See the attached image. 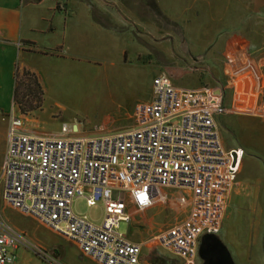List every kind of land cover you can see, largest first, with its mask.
Returning <instances> with one entry per match:
<instances>
[{
  "label": "built area",
  "instance_id": "obj_1",
  "mask_svg": "<svg viewBox=\"0 0 264 264\" xmlns=\"http://www.w3.org/2000/svg\"><path fill=\"white\" fill-rule=\"evenodd\" d=\"M222 97L223 91L215 95L208 87H175L161 74L153 80L151 100L138 105L134 125L121 131L80 135L63 126L58 135H39L13 114L0 195L98 264H145L142 255L149 243H135L120 232L121 223L133 222L129 205L144 212L163 198L165 189L180 191L178 202L182 207L189 202L190 216L153 241L193 264L202 236L220 226L245 156L244 150H227L222 144L216 117L224 110ZM78 199L91 208L104 206L101 223L75 213ZM20 247L49 264H64L0 221V264H21Z\"/></svg>",
  "mask_w": 264,
  "mask_h": 264
},
{
  "label": "crops",
  "instance_id": "obj_2",
  "mask_svg": "<svg viewBox=\"0 0 264 264\" xmlns=\"http://www.w3.org/2000/svg\"><path fill=\"white\" fill-rule=\"evenodd\" d=\"M145 13L150 20L145 19ZM159 17L168 21L169 48L174 49V56L179 54L178 48L184 47L186 51L181 55L185 59L194 65L206 66L202 70L196 68L201 76L208 72L209 66L217 67L218 76L225 83L205 87L215 95L220 90L225 92L223 113L239 117L244 126L264 127V0H0V180L10 117L20 116L14 102L17 70L37 74L45 90L52 93L49 73L57 65L89 58L106 59L102 51L107 49L118 62L129 63L131 56L139 62L144 56L137 46L143 41L141 34L149 30L153 34L151 40L159 37ZM176 27L181 29L182 36L176 34ZM154 52L146 56L151 62ZM229 91L232 94L230 110L226 109ZM218 114L222 144L227 150H236L228 149ZM26 120V130L34 133L28 126L31 120ZM3 201L0 195V202ZM185 204L186 211L176 223L191 214L189 202ZM128 210L133 214V222L138 218L135 224L140 225L147 210L137 212L130 205ZM28 239L42 248L47 245L64 264H79L61 247ZM31 252L20 247L16 252L19 263L49 264L36 255V258L27 257L29 253L34 254ZM142 260L149 264L143 255ZM193 264H264L263 160L244 156L238 179L225 199L220 226L216 233L202 236Z\"/></svg>",
  "mask_w": 264,
  "mask_h": 264
},
{
  "label": "rangeland",
  "instance_id": "obj_3",
  "mask_svg": "<svg viewBox=\"0 0 264 264\" xmlns=\"http://www.w3.org/2000/svg\"><path fill=\"white\" fill-rule=\"evenodd\" d=\"M165 13V12H164ZM145 19H151L145 13ZM158 36L151 40L153 34L144 30L141 34L142 42L137 44L138 50H142L144 56L137 61L131 56L128 62H118L111 58L110 49L102 51L107 55L106 59H82L66 65H57L53 72L49 73L50 84L53 91L46 90L42 108L33 116L21 118L30 119L28 126L36 134L58 135L63 126L70 129L78 127L80 135H96L103 132H116L134 125L135 111L139 104L149 101L153 93V80L156 76L165 74L175 87L196 91L205 85L219 87L225 81L218 76L216 66H209L207 73L201 76L200 68L206 66L194 65L181 54L186 51L184 47L178 48L176 56L174 49L169 48L168 21L165 17H159ZM177 35H183L180 28L175 29ZM130 42V40H129ZM143 45V48L140 49ZM159 49L154 52V49ZM132 50V48H129ZM155 53L154 58L149 59L148 54ZM99 53V49H97ZM198 68V70L196 69ZM225 95V92L223 91ZM225 97H222L224 104ZM232 94L228 93L226 109L230 110ZM225 104L223 105L224 108ZM219 124L222 128L223 139L228 149H242L245 155H251L254 159L264 161V127L250 128L244 126V122L230 113H219ZM169 190V191H168ZM166 195L147 210L143 222L121 223L120 232L131 240L138 242H150L144 250V255H158L170 260L177 259L170 252L164 250L153 238L162 230L168 229L182 218L187 206L179 204L181 198L178 191L165 190ZM168 193V194H167ZM172 195V196H171ZM135 208L134 204H130ZM77 215L87 216L95 223H101L105 208L102 204L89 207L85 199H78L74 203ZM141 217V216H140ZM142 218V217H141ZM0 221L12 228L25 233L31 239L44 241L52 247H61L67 251L68 256L79 264H95L85 257L78 247L70 239L56 233L52 229L41 224L32 217H28L14 209L7 203L0 202ZM143 224V225H142ZM140 226L144 228H140ZM36 243H39V242ZM45 245V244H43ZM48 253L61 257L45 245ZM152 249V250H151ZM154 250V251H153ZM32 253V252H31ZM35 254H28L29 258ZM160 260V259H159Z\"/></svg>",
  "mask_w": 264,
  "mask_h": 264
},
{
  "label": "trees",
  "instance_id": "obj_4",
  "mask_svg": "<svg viewBox=\"0 0 264 264\" xmlns=\"http://www.w3.org/2000/svg\"><path fill=\"white\" fill-rule=\"evenodd\" d=\"M30 47L35 49L33 46ZM45 95V87L37 74L26 70H17L14 102L21 116H33L37 110L41 109Z\"/></svg>",
  "mask_w": 264,
  "mask_h": 264
},
{
  "label": "flooded vegetation",
  "instance_id": "obj_5",
  "mask_svg": "<svg viewBox=\"0 0 264 264\" xmlns=\"http://www.w3.org/2000/svg\"><path fill=\"white\" fill-rule=\"evenodd\" d=\"M144 260H146L149 264H183L182 261L178 259L170 260L164 257H159L158 255H152V254H143ZM160 259V260H159Z\"/></svg>",
  "mask_w": 264,
  "mask_h": 264
},
{
  "label": "water",
  "instance_id": "obj_6",
  "mask_svg": "<svg viewBox=\"0 0 264 264\" xmlns=\"http://www.w3.org/2000/svg\"><path fill=\"white\" fill-rule=\"evenodd\" d=\"M75 132H78V127L76 126L75 129H74Z\"/></svg>",
  "mask_w": 264,
  "mask_h": 264
}]
</instances>
